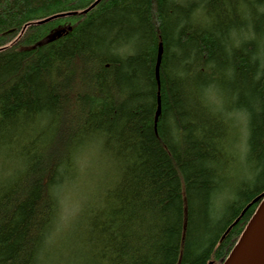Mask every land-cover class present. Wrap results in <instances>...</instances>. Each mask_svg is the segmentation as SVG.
I'll use <instances>...</instances> for the list:
<instances>
[{
	"label": "trees",
	"instance_id": "trees-1",
	"mask_svg": "<svg viewBox=\"0 0 264 264\" xmlns=\"http://www.w3.org/2000/svg\"><path fill=\"white\" fill-rule=\"evenodd\" d=\"M94 1L0 0V264L46 263L93 147L74 260L221 264L264 194V0Z\"/></svg>",
	"mask_w": 264,
	"mask_h": 264
},
{
	"label": "rangeland",
	"instance_id": "rangeland-1",
	"mask_svg": "<svg viewBox=\"0 0 264 264\" xmlns=\"http://www.w3.org/2000/svg\"><path fill=\"white\" fill-rule=\"evenodd\" d=\"M244 125V123H240V126ZM246 134H242L241 137L245 136ZM237 143V142H236ZM236 143L232 142V146L236 148ZM95 151V149H90ZM86 151L82 155V160L80 163V166L82 169L78 170L79 176L76 177L77 184L73 185L71 190L69 187L70 192H65L67 195V202L66 206L65 204L62 207L61 214L63 215V218H69L71 221L76 220L77 216L79 214L78 207L79 205L84 202L83 200L87 198L88 195L93 196V194L97 193L98 188L101 189L107 180L109 179V176L111 172H113L111 160L109 157H106L101 152L93 153V151ZM237 155L236 161L232 164V166L229 169V174L232 177V182L237 183L240 182L244 178H248L249 174V166L245 161V146H240L239 149H232V151ZM65 216V217H64ZM69 218L63 221V224L59 230V236L54 235L55 239L57 240L62 231H66V225L69 222ZM72 229L70 228L66 233L62 235V237H65L63 242L59 244V246L56 248L55 245L47 251L48 257L46 259V263L44 264H69L70 260L73 257V254L71 252V245L69 239L73 236ZM61 237V238H62ZM54 238L52 236V243H54Z\"/></svg>",
	"mask_w": 264,
	"mask_h": 264
},
{
	"label": "water",
	"instance_id": "water-1",
	"mask_svg": "<svg viewBox=\"0 0 264 264\" xmlns=\"http://www.w3.org/2000/svg\"><path fill=\"white\" fill-rule=\"evenodd\" d=\"M98 2L99 0L94 1L83 12H87ZM74 13L68 12L53 15L38 21V23H44L53 18ZM223 264H264V194H262L256 211Z\"/></svg>",
	"mask_w": 264,
	"mask_h": 264
},
{
	"label": "bare ground",
	"instance_id": "bare-ground-1",
	"mask_svg": "<svg viewBox=\"0 0 264 264\" xmlns=\"http://www.w3.org/2000/svg\"><path fill=\"white\" fill-rule=\"evenodd\" d=\"M85 9H83L82 11H81V13H84L83 11H84ZM73 13V12H72ZM75 13H77V12H75ZM86 13V12H85ZM53 16V15H52ZM50 17V16H49ZM42 20V19H41ZM38 21H40V20H38ZM64 31V28H62V30L59 32H57V35H60V33L61 32H63ZM159 55H160V52H159ZM158 60H159V57H158ZM158 64V63H157ZM156 72H158V69H157V71ZM159 110H160V107H159V104H158V106H157V111H156V115L157 114H159ZM155 122H156V120H154V124H155ZM155 126V125H154ZM92 149H95V151H93V150H90V149H88V151L90 150L91 152L93 151V153L95 152V153H98V152H100V150L99 149H97V148H92ZM232 149H237V148H235V147H233L232 145H231V149H229L230 150V152L231 153H235L234 151L235 150H233L232 151ZM85 153V152H84ZM83 153V154H84ZM82 154V155H83ZM82 169V168H81ZM77 177V176H76ZM76 177L74 178V179H72L71 181H70V185L71 186H69L70 187V190H71V188H72V186L73 185H76L77 184V179H76ZM69 187H67L66 188V191L65 192H70L69 191ZM90 195H88L87 196V198L89 197ZM86 198V199H87ZM86 199H84L83 201L85 202L86 201ZM66 202H67V195H66V193H65V202L63 203V205L65 204V206H66ZM82 206V203L79 205V207H78V210H79V208ZM63 207V206H62ZM62 210V209H61ZM65 217V216H64ZM69 218V216H67V218L66 219H68ZM69 221H71V219L69 218ZM62 224H63V222H61L60 223V221H57V223L55 224V226H54V229H53V233H52V236H53V234H55L56 232H58L59 230H60V228H61V226H62ZM68 227H67V225H66V228L65 229H67ZM243 233V232H242ZM240 238V237H239ZM238 241V240H237ZM237 243V242H236ZM235 243V244H236ZM235 244L233 245V247L231 248V250L229 251V253L227 254V256L226 257H224L223 259H221V264H223V262L228 258V256H229V254L231 253V251H232V249L234 248V246H235ZM55 245V247L57 248L58 246H59V244H53V246ZM52 246V247H53ZM71 252H72V254H75V250H74V247L71 249ZM72 259L70 260V262H69V264H79L78 262H79V260H74L73 259V257H71ZM80 261H82V259L80 260ZM210 264V263H209Z\"/></svg>",
	"mask_w": 264,
	"mask_h": 264
}]
</instances>
